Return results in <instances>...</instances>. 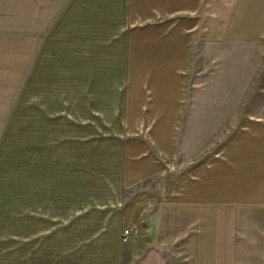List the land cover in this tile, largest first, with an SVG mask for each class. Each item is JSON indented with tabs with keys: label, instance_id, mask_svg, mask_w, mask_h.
Wrapping results in <instances>:
<instances>
[{
	"label": "crops",
	"instance_id": "1",
	"mask_svg": "<svg viewBox=\"0 0 264 264\" xmlns=\"http://www.w3.org/2000/svg\"><path fill=\"white\" fill-rule=\"evenodd\" d=\"M39 9L51 20L33 58L25 22L30 63L9 119L22 88L24 101L32 100L37 58L56 46L63 56L50 68L59 80L39 82L34 99L53 117H34L26 136L48 137L49 118L62 127L52 135L59 144L47 140L62 152L55 156H78L56 165L72 160L86 171L99 151L101 168L111 160L121 171L119 179L102 168L108 176L100 179L0 180L38 194L61 224L87 236L91 253L74 251L56 264H125L121 233L130 226L136 246L128 264H250L242 246L264 235V0H63L53 14L44 3ZM14 25L0 18V58L14 54ZM84 42L90 116L75 123L82 84L62 78L76 73L71 49ZM48 90L62 93L61 102L55 94L49 101ZM110 143L119 156L105 154ZM79 209L93 216L71 221Z\"/></svg>",
	"mask_w": 264,
	"mask_h": 264
},
{
	"label": "rangeland",
	"instance_id": "2",
	"mask_svg": "<svg viewBox=\"0 0 264 264\" xmlns=\"http://www.w3.org/2000/svg\"><path fill=\"white\" fill-rule=\"evenodd\" d=\"M62 1L0 0V18H10L13 20L15 23V35L17 37L13 56L0 58V134L8 122L9 115L29 68L30 61L27 51L26 54L22 51L25 22L29 25L28 32H31L32 36L31 58H33L40 36L46 29V13H44L46 17L43 15V18L40 19L39 8L41 3H44V9L49 10L48 13L53 14L57 10L55 7L61 4ZM30 16L32 21H30ZM50 20V18L47 19V24H49ZM54 36L55 41L58 40L56 34L53 33L52 37ZM54 49H56V52ZM71 50L74 51L75 55H78V58H76L78 69L74 74L63 75L62 81L82 84L72 106L76 108L78 114L75 118V111L73 109L74 116L71 115L70 117L72 122L75 121L77 123L79 118L86 119L90 116L87 106V73L89 66L87 43H80L78 49ZM47 52L48 56L37 58L36 65L29 79L32 84V100L30 101L32 103L24 101L22 88L18 98L20 99L18 100L19 103L14 108L13 115H11L9 123L2 134L0 140V180L6 183L13 182L15 179H29L40 182L73 176L100 179L108 176V173L113 174L114 179L121 178V171L116 161L104 160L102 168L108 173L103 172L100 165L105 156L99 151L89 155V169L86 171H79L81 168L78 164L74 168L69 166L68 164H72L70 163L72 160L66 161L68 164L56 165L63 162L62 158L73 157L77 159L78 156L65 154L60 156L61 159L56 157L62 154V152L57 149L58 146L49 148L48 144L54 145L59 140L52 137V135L56 134L57 128L61 134L62 127L49 119L53 117L51 111L43 110L44 112H39L41 107L34 103L37 90L39 89V82L48 85L51 82L58 81L60 77L55 71L52 72V68L50 67L60 62L63 53L56 46L50 51L47 50ZM103 61V58H98L96 63L102 65ZM91 64L94 65L93 62ZM44 77H46V80ZM72 89H76L75 84H73ZM54 94L58 96L61 102L62 93L54 92L52 94L50 90H48V100L55 101L57 97ZM31 114L35 116H30L27 122H25L26 115ZM39 114L49 117L48 137L44 140L39 136L28 135L27 137L25 132V124L30 125L34 121V117L39 116ZM86 128L89 130L88 127ZM76 129H83V127L77 126ZM32 130H34L33 127ZM63 139L67 140L66 137ZM98 139L97 137L96 140ZM47 140H49L48 144ZM42 141L46 142V145L43 144L42 148L38 146L36 149L33 144H31L30 148V143H40ZM57 143L59 144V142ZM87 149L82 148L81 151L85 152ZM104 152L106 155L115 154L119 156L116 146L111 143L104 146ZM82 158L85 159L86 157L83 156ZM47 162L48 164H46ZM80 166H83V164L81 163ZM52 209L53 207L46 208L44 206V199L38 194L26 193L25 191L23 192V188L16 190L7 185L0 187V257H2L1 261L3 263L34 264L43 259L47 264H56L62 257L75 254L74 251L81 252L80 254L91 253L89 246H87V236L70 231L69 227H66V224L59 222V219L56 217L57 211ZM43 214L49 217H44ZM72 215L71 221L80 222L93 216V212L89 213L79 209ZM250 238L251 242L245 243L242 246L241 254L245 255V260L249 261L250 264H264V235L251 234ZM121 244L123 246L125 244L128 245V251L123 255L124 259H127L125 264H128L129 258L135 254L136 242L134 236L130 237L127 242H121ZM75 255L78 256V254ZM82 258L84 257L82 256ZM100 259L97 258V261L103 264V261H100Z\"/></svg>",
	"mask_w": 264,
	"mask_h": 264
},
{
	"label": "built area",
	"instance_id": "3",
	"mask_svg": "<svg viewBox=\"0 0 264 264\" xmlns=\"http://www.w3.org/2000/svg\"><path fill=\"white\" fill-rule=\"evenodd\" d=\"M135 234H136L135 226L124 228L121 233V242L127 241L128 238L134 236Z\"/></svg>",
	"mask_w": 264,
	"mask_h": 264
}]
</instances>
